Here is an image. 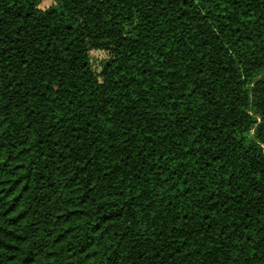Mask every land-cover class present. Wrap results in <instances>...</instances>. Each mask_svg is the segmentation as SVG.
<instances>
[{"label": "trees", "instance_id": "trees-1", "mask_svg": "<svg viewBox=\"0 0 264 264\" xmlns=\"http://www.w3.org/2000/svg\"><path fill=\"white\" fill-rule=\"evenodd\" d=\"M0 264H264V0H0Z\"/></svg>", "mask_w": 264, "mask_h": 264}, {"label": "rangeland", "instance_id": "rangeland-1", "mask_svg": "<svg viewBox=\"0 0 264 264\" xmlns=\"http://www.w3.org/2000/svg\"><path fill=\"white\" fill-rule=\"evenodd\" d=\"M92 54H93V56H94L95 58H102V57L104 56L103 54H101V53L98 52V51H93Z\"/></svg>", "mask_w": 264, "mask_h": 264}]
</instances>
